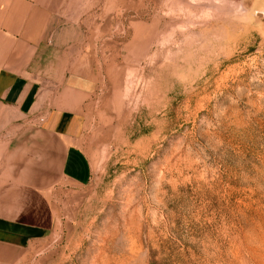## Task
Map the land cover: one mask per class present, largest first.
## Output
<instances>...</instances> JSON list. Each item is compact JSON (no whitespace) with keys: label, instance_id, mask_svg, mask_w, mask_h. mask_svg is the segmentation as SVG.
I'll use <instances>...</instances> for the list:
<instances>
[{"label":"rangeland","instance_id":"rangeland-1","mask_svg":"<svg viewBox=\"0 0 264 264\" xmlns=\"http://www.w3.org/2000/svg\"><path fill=\"white\" fill-rule=\"evenodd\" d=\"M76 6L91 171L22 264H264V0Z\"/></svg>","mask_w":264,"mask_h":264},{"label":"crops","instance_id":"crops-1","mask_svg":"<svg viewBox=\"0 0 264 264\" xmlns=\"http://www.w3.org/2000/svg\"><path fill=\"white\" fill-rule=\"evenodd\" d=\"M84 3L0 0V264L25 263L47 246L62 197L91 171L97 78L76 21L89 13L76 10Z\"/></svg>","mask_w":264,"mask_h":264}]
</instances>
